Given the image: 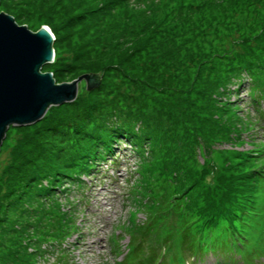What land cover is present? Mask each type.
Here are the masks:
<instances>
[{"label": "rangeland", "instance_id": "obj_1", "mask_svg": "<svg viewBox=\"0 0 264 264\" xmlns=\"http://www.w3.org/2000/svg\"><path fill=\"white\" fill-rule=\"evenodd\" d=\"M0 13L32 32L51 31L54 60L41 73L56 84L101 77L91 90L79 82L74 101L50 107L38 122L7 129L0 264H52L74 226V206L82 210L79 233L65 244L75 243L74 264H114L109 240L127 234L117 227L133 231L144 221L151 229L162 193L177 199L186 217L204 205L256 208L264 121L249 97L264 78V0H0ZM112 138L117 163L101 162L85 179L88 192L78 191L65 176L86 154L107 158L101 152ZM99 200L113 213L94 210ZM257 210L242 247L232 231L213 237L221 257L264 260V206ZM170 211L163 228L178 232Z\"/></svg>", "mask_w": 264, "mask_h": 264}, {"label": "water", "instance_id": "obj_2", "mask_svg": "<svg viewBox=\"0 0 264 264\" xmlns=\"http://www.w3.org/2000/svg\"><path fill=\"white\" fill-rule=\"evenodd\" d=\"M54 41L47 27L32 32L0 13V147L10 126L36 123L50 107L74 101L79 82L87 90L99 84L95 74L56 84L51 73H41L54 60Z\"/></svg>", "mask_w": 264, "mask_h": 264}, {"label": "trees", "instance_id": "obj_3", "mask_svg": "<svg viewBox=\"0 0 264 264\" xmlns=\"http://www.w3.org/2000/svg\"><path fill=\"white\" fill-rule=\"evenodd\" d=\"M55 43H56V39H55ZM263 68H264V62H263ZM255 76L256 75H253V77ZM253 80H256V79L253 78ZM260 80L264 84V78H261ZM262 97H263V92L261 91L260 88H259V91H256L249 97V99L252 101L254 106L258 108L259 111H260L259 100ZM112 139L114 140H111V141L107 140L106 142H104L105 149L104 151L101 152V154H104V153H105L104 155L109 154L106 157L111 156L112 150L114 149V143H115L116 138H112ZM86 153L87 152H85L84 155ZM99 154L100 152H98L94 156L86 154L84 160L80 164H77L75 166L76 170H74L71 174L68 173L65 176V178L69 180L76 181V184L73 185V187L77 186L78 189H82L84 187V182L81 180V177L88 175L94 169V166L98 161L105 159V157L103 156L98 158ZM149 188H150L149 195L153 199L154 196L156 195V190L150 186ZM258 189L260 192L258 195V199L255 203L260 202L261 198L264 196V189L263 188H258ZM251 190H253V180L251 182ZM130 194L136 195V197L139 195L137 192H131ZM252 195H250V199ZM147 200H149V202L151 201L150 198L148 197H147ZM156 201L158 205L152 211L153 222L151 223V229L148 230V235H152V236L158 235L157 233H161V231H163L164 234H167L169 237L176 236L177 234L176 231L172 229L166 230L163 228V224H164L163 217L169 210H171L170 211L171 214H176L177 219H179L178 220L179 223H177V225L179 228H181L180 233H179L180 240L182 241L183 244H186L187 247H188V244H191V247H189L188 250L190 248H194L193 243L196 244L199 241H201V239H203L202 245L205 242H207L208 239H204L206 234L221 231V230H226L228 228L227 226L230 225L231 222L235 218H238L239 213H241V210L244 209V207L239 208L238 205L237 206L235 205V210L232 209V207L224 208V209L222 208L213 209V208H208L207 206L204 205L194 217H186V215L183 213V207L178 202L177 199H167V196L165 195V193H162L160 197L156 198ZM72 209L75 211L77 210V207L74 206L72 207ZM69 222H74V218L72 217L69 220ZM74 230H75V227L73 226L68 231V235L74 232ZM64 237L65 236L62 235V239ZM65 238L67 239L68 236H66ZM61 249H63V247H61ZM195 249L196 247L194 248V250ZM61 254H63V252ZM151 258L152 257L145 259L143 264H149Z\"/></svg>", "mask_w": 264, "mask_h": 264}]
</instances>
